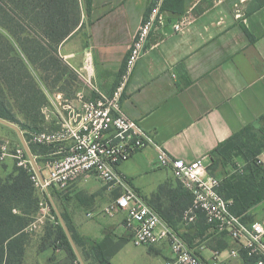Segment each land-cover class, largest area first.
I'll use <instances>...</instances> for the list:
<instances>
[{
    "label": "crops",
    "instance_id": "0c3cea01",
    "mask_svg": "<svg viewBox=\"0 0 264 264\" xmlns=\"http://www.w3.org/2000/svg\"><path fill=\"white\" fill-rule=\"evenodd\" d=\"M152 2L91 0L89 11L83 4L80 23L60 43L59 56L70 70L111 94L132 38ZM166 12L165 25L149 35L120 106L170 156L201 159L208 165L210 152L218 144L264 118V0H183V12ZM182 18L186 19L184 25L173 31L172 25ZM86 91L87 97L96 95L91 88ZM56 119L55 105V123ZM258 159L264 166V150ZM235 161V165L227 162L217 169L226 182L245 165L242 159ZM118 170L148 205L176 225L178 212L172 206L180 200L186 205L187 198L170 173L155 166L152 150L137 151ZM56 191L62 211L79 235L103 241L111 264H165L169 260L165 242L135 245L123 225L124 213L103 211L119 190H109L100 178L80 177L64 191ZM226 191L223 189L224 194ZM244 217L264 227V199L247 209ZM176 228L187 237L196 236L198 253L205 260L215 254L220 264H244L239 244L228 234ZM232 249L239 254L231 256Z\"/></svg>",
    "mask_w": 264,
    "mask_h": 264
},
{
    "label": "built area",
    "instance_id": "2783aa9c",
    "mask_svg": "<svg viewBox=\"0 0 264 264\" xmlns=\"http://www.w3.org/2000/svg\"><path fill=\"white\" fill-rule=\"evenodd\" d=\"M162 2H152L137 28L119 81L111 94H104L96 83L86 79L89 88L96 94L94 97L77 93L75 101H68L62 93H57L51 106L42 109L44 113L49 111L53 114L54 127L27 131V144L53 147L50 155L54 158L42 168L38 166L43 172L44 184L33 170L19 141L9 138L0 140V161L12 158L18 166L32 171L31 179L39 197L38 204L43 209L48 208L46 197L49 188L64 191L80 177L96 176L109 190H119L114 201L103 211L124 213L123 225L130 231L135 245L152 246L165 242L170 251V258L165 264H220L215 254L205 260L197 247L189 246L119 173L120 163L141 149H150L154 152L155 166L167 170L175 183L191 194L192 203L182 213V224L187 226L194 223L201 214L213 230L228 234L248 255L257 257L255 264H264V227L259 222L244 221L242 216L231 211L232 200L223 197L218 190L221 179L210 174L201 159L185 161L170 156L151 132L121 109L120 102L127 80L145 51L150 33L164 26L168 18L167 12L162 9ZM185 22V18L180 19L172 25V30L178 31ZM257 162L261 163L259 159ZM238 254V250L230 251L231 256Z\"/></svg>",
    "mask_w": 264,
    "mask_h": 264
},
{
    "label": "trees",
    "instance_id": "16d2710c",
    "mask_svg": "<svg viewBox=\"0 0 264 264\" xmlns=\"http://www.w3.org/2000/svg\"><path fill=\"white\" fill-rule=\"evenodd\" d=\"M83 1L85 9L89 11L91 0ZM150 8L151 5L147 11ZM162 9L171 13H181L183 0H163ZM80 18L79 0H0V118L24 127L20 130L27 141V131H37L32 130L28 123L35 124L42 118L40 109L45 103V96L36 85L23 57L42 72L56 70L53 80L56 87L67 71H70L58 54V47L78 27ZM244 30L247 33L245 27ZM10 99L13 103L9 101ZM13 106L22 113L27 122L18 120L12 110ZM253 127L254 124L245 126L210 152V163L207 165L210 174L216 176L217 169L229 162L230 149L238 146L235 140L244 132L252 134ZM28 145L37 165L42 168L43 165L38 161L45 157L42 160L45 164L46 160L52 157L50 154L53 147L30 142ZM34 148L46 150L40 152ZM260 152L259 148H252L250 152L243 153L245 165L228 180L229 182H226L222 175L219 176L220 194L232 200L231 211L243 216L244 221H247L244 217L246 210L264 199V166L256 159ZM32 174L29 168L18 166L16 161L8 175L5 176L0 171V264H22L25 228L39 200L31 179ZM176 187L181 189L187 198L186 205L182 206L180 200V205L172 206L178 212L176 225L174 220H170L154 206H150L178 232L176 226H184L181 216L191 205L192 197L180 184L176 183ZM223 189H227L226 194L223 193ZM55 192L57 196L60 194L56 190ZM61 215L77 246L89 245L100 264H111L108 254L104 251L103 241L97 242L81 237L66 212L62 211ZM189 226L200 233L206 229L213 230L201 214L194 223L185 227ZM58 230L63 242L71 249L61 225H58ZM180 235L189 246L194 248L198 246L190 242L185 234ZM240 253L244 264H255L257 257L248 255L242 248Z\"/></svg>",
    "mask_w": 264,
    "mask_h": 264
},
{
    "label": "rangeland",
    "instance_id": "374dc122",
    "mask_svg": "<svg viewBox=\"0 0 264 264\" xmlns=\"http://www.w3.org/2000/svg\"><path fill=\"white\" fill-rule=\"evenodd\" d=\"M79 4L82 15L84 1L79 0ZM23 59L34 78L36 85L42 90L45 96V103L40 109L42 118H40L39 122L35 124H31V122H29L28 125L32 128V130L37 131L52 129L54 127L53 121L51 120L53 114L49 111H45L44 113L42 109L48 105L51 106L50 103L53 102L55 95L59 92L62 93L63 98L68 101H75L77 93L87 94L86 89L89 88V85L87 84L88 82L84 80L80 74L70 70L67 71L62 81L55 87V85H53V80L57 72L56 70L42 72L28 62L25 57H23ZM9 101L13 103L11 99ZM12 110L18 120L27 122L22 113L15 106L12 107ZM16 125L19 128L24 129V127H21L18 124ZM252 130V134L248 132L242 133L239 139L235 140L238 146L234 149H230L229 162L233 165L236 164L235 162H238L235 161L236 159H242L243 162H245L243 153L250 152L252 148H259L261 152L264 150V118L259 120L256 125H254ZM3 138H9L15 142L19 141L17 134L13 129L0 124V140ZM34 149H37V151L40 152L44 151V149L46 150V148ZM258 156L256 157L257 160ZM44 158L45 157L40 158L38 161L39 164L44 165V162H42ZM14 164L15 161L12 158L0 161L1 173L5 176L8 175ZM218 173L219 172H216V176H221ZM48 191L53 197V200L61 214L62 207L59 200H57L59 196H57L54 188H49ZM46 200L48 208L43 209L38 204L36 210L31 214L30 221L25 228V251L22 264H81L73 248L70 247L71 249H69L63 242L58 230V225H60L58 218L47 197ZM191 236H188L190 242L194 245L198 244L199 241L196 240L194 235ZM77 250L81 256L83 264H100L96 260L93 250L89 247V245L77 246Z\"/></svg>",
    "mask_w": 264,
    "mask_h": 264
},
{
    "label": "water",
    "instance_id": "95a60500",
    "mask_svg": "<svg viewBox=\"0 0 264 264\" xmlns=\"http://www.w3.org/2000/svg\"><path fill=\"white\" fill-rule=\"evenodd\" d=\"M0 124H2L4 126H7V127L13 129L16 132L17 137L19 139V142H20L21 146L23 147V149H24V151L26 153V156L28 157V159L30 161L33 170L37 174V176H38L39 180L41 181V183L44 184L43 174H42L41 170L39 169V167L37 165V162H36L33 154L31 153L29 145L27 144V142H26V140H25L20 128L16 124H14L12 122H9V121H7L5 119H2V118H0ZM47 197H48V200H49V202H50V204H51V206H52V208H53V210H54V212H55V214H56V216L58 218V221H59L60 225L62 226V228H63V230H64V232H65V234H66V236L68 238L69 243L71 244V247L73 248L74 252L76 253L80 263L83 264L81 256L79 255V252L77 250V246H76V244H75V242H74V240H73V238L71 236V233H70L69 229L67 228V226L65 224V221H64L62 215L60 214V212H59V210H58V208H57V206H56V204H55V202L53 200V197L51 196L50 193L47 194Z\"/></svg>",
    "mask_w": 264,
    "mask_h": 264
}]
</instances>
